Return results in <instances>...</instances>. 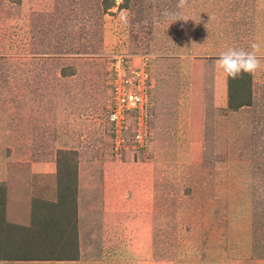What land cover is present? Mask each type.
<instances>
[{
	"label": "rangeland",
	"instance_id": "1",
	"mask_svg": "<svg viewBox=\"0 0 264 264\" xmlns=\"http://www.w3.org/2000/svg\"><path fill=\"white\" fill-rule=\"evenodd\" d=\"M114 53L148 75L138 156L110 151ZM0 264H264V0H0Z\"/></svg>",
	"mask_w": 264,
	"mask_h": 264
},
{
	"label": "built area",
	"instance_id": "2",
	"mask_svg": "<svg viewBox=\"0 0 264 264\" xmlns=\"http://www.w3.org/2000/svg\"><path fill=\"white\" fill-rule=\"evenodd\" d=\"M121 0H115L119 4ZM110 93L106 107L111 152L139 155L150 140V100L145 65L134 64L123 53L108 59ZM113 150V151H112Z\"/></svg>",
	"mask_w": 264,
	"mask_h": 264
},
{
	"label": "clouds",
	"instance_id": "3",
	"mask_svg": "<svg viewBox=\"0 0 264 264\" xmlns=\"http://www.w3.org/2000/svg\"><path fill=\"white\" fill-rule=\"evenodd\" d=\"M179 19L183 18L173 17L169 25ZM258 50L259 45L256 43L251 45L250 51L243 48L228 47L217 55L216 67L223 74L225 80L254 73L260 67Z\"/></svg>",
	"mask_w": 264,
	"mask_h": 264
},
{
	"label": "trees",
	"instance_id": "4",
	"mask_svg": "<svg viewBox=\"0 0 264 264\" xmlns=\"http://www.w3.org/2000/svg\"><path fill=\"white\" fill-rule=\"evenodd\" d=\"M55 258H58V257H55ZM32 259H48V257H44V258H43V256H42V257H39V256H38V257H33Z\"/></svg>",
	"mask_w": 264,
	"mask_h": 264
}]
</instances>
